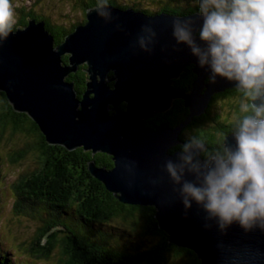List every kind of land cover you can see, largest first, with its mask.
Instances as JSON below:
<instances>
[{"label":"water","instance_id":"1","mask_svg":"<svg viewBox=\"0 0 264 264\" xmlns=\"http://www.w3.org/2000/svg\"><path fill=\"white\" fill-rule=\"evenodd\" d=\"M86 14L87 22L59 45L45 20L28 18L26 26L0 32V90L15 110L39 124L50 144L111 154L112 169L89 161V170L120 200L154 205L169 242L196 251L203 264H264V213L257 211L245 223L242 215L228 220L209 207V178L222 179V165L231 170L241 131L225 138L226 159L205 161L199 155L205 143L191 146L179 138L193 117L205 112L215 92L246 89L235 73L230 78L215 71L211 49L216 41L202 37L211 13L147 14L101 4ZM64 54H69V64H63ZM84 63L88 80L80 99L66 77ZM190 64L196 74L191 91L173 87L174 78ZM111 71L113 86L108 84ZM255 89L251 103L261 109L264 82ZM175 98H183L190 109L181 124L144 125L145 118L170 109ZM110 107L115 113H109ZM178 144L186 145L185 151L169 152ZM250 186L251 181L239 191L240 201Z\"/></svg>","mask_w":264,"mask_h":264},{"label":"trees","instance_id":"2","mask_svg":"<svg viewBox=\"0 0 264 264\" xmlns=\"http://www.w3.org/2000/svg\"><path fill=\"white\" fill-rule=\"evenodd\" d=\"M128 1L74 0L82 15L77 20L82 22L71 20L73 25L67 28L57 26L51 16L29 7L26 2L10 0L13 18L9 28L24 27L29 19L45 20V27L55 39L54 45H59L77 26L87 22L88 8L101 4L133 8L147 14L188 15L199 11L230 15L234 3V0H217L215 4L212 0ZM34 3L41 5L40 0ZM68 56H62L63 64L68 63ZM193 66L187 65L183 76L175 81L174 85L180 87L177 89L191 91L196 78ZM86 67V63L81 64L66 77V81L74 83L80 99L87 88ZM114 74L109 73L111 86ZM255 95V87L215 92L205 112L194 116L181 130L179 138L188 143H205L209 147V151H203L205 160L228 158L225 138L240 132L247 118L264 119V107L259 109L251 103ZM120 107L125 110L127 104L123 102ZM189 113L184 99L179 98L171 109L144 119V125L150 129L177 127ZM180 149L185 151L186 147L178 144L169 152ZM1 150L4 151L0 152V178L5 163L15 168L5 181L12 192L11 212L16 216L10 226L20 231L27 229L26 233L13 232L20 245L14 244L16 248L12 246L10 250L16 252L19 248L27 257L17 260L13 251L0 249V264H203L196 251L169 242L171 236L159 227L154 205L120 200L89 170V161L95 162L98 168L112 169L115 161L111 154L102 151L93 154V150H84L83 146L69 150L62 144H50L39 124L27 113L15 110L2 90ZM0 236L6 238L4 233Z\"/></svg>","mask_w":264,"mask_h":264},{"label":"clouds","instance_id":"3","mask_svg":"<svg viewBox=\"0 0 264 264\" xmlns=\"http://www.w3.org/2000/svg\"><path fill=\"white\" fill-rule=\"evenodd\" d=\"M12 18L10 0H0V32L9 28ZM181 36L187 39L186 34ZM202 37L216 41L211 49L216 72L230 78L235 73L246 88L264 82V0H234L230 15L212 12L207 16ZM238 143L239 152L230 157L231 170L222 165V179L209 178V207L228 220L242 215L246 223L257 211L264 213V121L245 119ZM249 181L250 189L240 201L239 191ZM193 193L198 199L203 198L199 192Z\"/></svg>","mask_w":264,"mask_h":264},{"label":"rangeland","instance_id":"4","mask_svg":"<svg viewBox=\"0 0 264 264\" xmlns=\"http://www.w3.org/2000/svg\"><path fill=\"white\" fill-rule=\"evenodd\" d=\"M37 0H16L17 3L26 2L29 7H36L39 11H43L42 14L46 16H51L54 21H56L54 24H57V26H63L67 28H71L73 25L71 20H77L79 17L81 18L82 15L79 12V9H77L76 6H74V0H40L41 5L35 4ZM124 2L126 0H123ZM16 2H13V4H16ZM130 3V0L128 1ZM199 12V11H196ZM193 12V13H196ZM203 13V12H201ZM207 13V12H204ZM79 20H77L76 23H78ZM82 22V21H79ZM74 90H76L74 88ZM77 96H78V92ZM109 112L111 114L114 113V110L110 107ZM155 114V113H154ZM148 119L151 117H147ZM146 119V118H145ZM4 150H1L2 153ZM31 163H33V160H30ZM15 168L8 163H5L2 176L0 178V233H4L6 238H1L0 236V242L1 246L0 249L3 250H9L11 253L13 250H10L12 246L17 245V247L20 245L19 239L16 238V236L13 234V232H21L26 233L27 229H22L21 231L17 228H14L11 225V222L15 220L14 215H12L11 212V204H12V192L9 188L8 183H5L10 178V175L14 173ZM15 247V246H14ZM16 248V247H15ZM13 257L14 259L21 260L27 257V254L23 253L21 249H17V251H13ZM39 264H47V263H39ZM48 264H52L49 262Z\"/></svg>","mask_w":264,"mask_h":264},{"label":"flooded vegetation","instance_id":"5","mask_svg":"<svg viewBox=\"0 0 264 264\" xmlns=\"http://www.w3.org/2000/svg\"><path fill=\"white\" fill-rule=\"evenodd\" d=\"M80 66V65H79ZM78 69H79V67H78ZM183 76V72L181 73V75H180V77H182ZM180 77H178V78H174V82H173V86H176V85H174L176 82V80L177 79H179ZM176 88H180V87H178V86H176ZM176 99H179V98H175L174 100H173V105H172V107H174L175 105H176ZM171 107V108H172ZM170 108V109H171ZM151 119H152V117H151ZM152 122H154V120H152ZM186 145H188V144H194V143H196V142H193V143H188V142H186L185 140H183V139H181ZM181 146H182V148H185L186 147V145H184V144H180ZM192 146V145H191ZM207 146V145H206ZM176 149V148H175ZM181 150V149H180ZM205 150H208L209 151V147L207 146V148L206 149H204V150H202L201 152H200V157H201V159H203V160H205L204 158H203V151H205ZM209 160V159H208ZM206 161V160H205Z\"/></svg>","mask_w":264,"mask_h":264},{"label":"bare ground","instance_id":"6","mask_svg":"<svg viewBox=\"0 0 264 264\" xmlns=\"http://www.w3.org/2000/svg\"><path fill=\"white\" fill-rule=\"evenodd\" d=\"M47 29V28H46ZM75 31V30H74Z\"/></svg>","mask_w":264,"mask_h":264}]
</instances>
